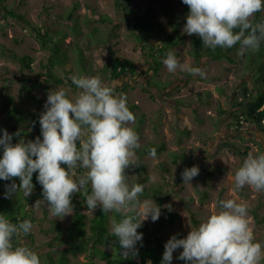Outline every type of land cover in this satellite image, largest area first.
<instances>
[{"label":"rangeland","instance_id":"rangeland-1","mask_svg":"<svg viewBox=\"0 0 264 264\" xmlns=\"http://www.w3.org/2000/svg\"><path fill=\"white\" fill-rule=\"evenodd\" d=\"M133 6L146 7L152 5L159 14L165 28L163 34H170L172 29L169 25L170 15L164 8L170 6L171 10L182 15L188 6L182 0H130ZM76 3L80 7L75 16L80 17L82 33L77 34L65 26L60 21L61 15H66ZM9 5L20 13H23L29 20L39 27L47 28L51 31L64 29L68 32V37L64 45L68 48L69 63L72 70L69 74L83 76H97L102 81L109 84L115 94H122V89L127 86L125 95L127 97L128 108L137 105L133 111L137 114H145V122L140 125L135 119L130 126L141 129L139 136L140 147L151 144L166 143L167 150L160 155H146L141 157L136 150V160L138 166L141 163L147 165V175L150 184L160 189L159 195L163 198L162 208L176 213L174 221L165 215L163 209L154 198L144 199L136 208L142 223H149L151 228L161 224L160 233L165 238H170L178 233L186 237L192 227H197L210 213L219 210L218 201L233 199L238 203H244L248 208V223L252 229L255 239L264 245V191L257 192L249 186H245L239 191L234 188V173L242 164L243 157L238 153V148L249 147L254 154L264 153V135L254 125L244 128L231 126L232 116L229 111L232 109V102L238 98V94L245 82H250V75L242 65L229 63L226 60H215L203 58L199 63L190 54L192 50V36L185 34V44L180 45L177 51L180 53L181 63L192 67H199L205 75H191L187 71L168 72L166 67L160 71L155 81L160 82V87L150 83V75L145 71L148 67H139L136 76L124 75L118 79H110L112 51L105 46L89 49V33L95 28L102 30L107 36V26L99 23L91 17V10L100 14H107L113 19L121 20L122 24L117 30V36L112 40L113 48L117 55L129 59H140V54L136 50V41L132 35L126 16L119 12L115 6V0H9ZM186 23V21H185ZM184 23V24H185ZM184 27V25H183ZM182 27V30H183ZM5 45L17 51L20 55L29 54L33 57V69L35 73L45 71L44 65L48 62L50 52L44 49L39 41L34 37L29 27L21 22L0 16V46ZM81 47L85 51L88 65L83 71V65L78 62L77 48ZM65 67H59V76L65 75ZM24 73V74H23ZM29 75V71H22L19 64L0 55V108L4 101V85L11 81L10 94L14 98V105H21L27 111H44V105L33 103L30 99L20 95L22 82ZM46 86L35 87L33 93L45 102L49 90L56 88ZM71 89L70 95L79 90L70 85H59ZM165 88V89H163ZM150 91L158 100L151 98ZM227 110L226 114L220 110ZM6 112L0 111V123H8ZM180 125L186 126L191 134L181 136ZM174 152H186L193 161V165L199 169V174L191 179L189 183H179L176 175L179 170L173 162ZM209 173H214L210 176ZM78 175L77 173H73ZM138 178V171L133 169L128 179L129 185H133ZM33 202L29 208L33 211L31 219V232L20 238L19 244L30 247L38 252L41 264H45V254L53 252L52 257L57 260L62 249L50 250L49 242L54 241L57 231L53 229V222H58L64 230L70 226L74 220L75 210L72 215L63 218H54L47 209V202L39 200ZM156 205L160 208L159 219L152 221L149 215L145 218V213L149 208ZM99 208V207H98ZM97 208V209H98ZM96 209V210H97ZM95 210V211H96ZM253 210H256L263 219L258 223ZM83 212L93 216L87 208ZM144 219V220H143ZM57 224V225H59ZM111 250V248H107ZM181 248L177 252H181ZM70 264L79 262L83 264L92 259L91 253L80 254L78 257L69 253ZM97 264H109L107 260L94 258ZM264 264V261H262Z\"/></svg>","mask_w":264,"mask_h":264},{"label":"clouds","instance_id":"clouds-1","mask_svg":"<svg viewBox=\"0 0 264 264\" xmlns=\"http://www.w3.org/2000/svg\"><path fill=\"white\" fill-rule=\"evenodd\" d=\"M188 6L183 32L197 35L206 48H232L239 44V54L257 52L264 41V19L253 23L256 13L264 12V0H182ZM238 29V31H236ZM168 72L187 71L203 77L199 67L181 63L174 51L162 60ZM72 83L79 91L56 86L49 90L44 111L39 118L41 136L13 143L6 130L0 136V179L15 182L6 186L5 198L23 190L29 196L34 188L33 174L42 186L43 202L54 218L72 215V196L82 193L87 210L94 213L121 215L111 223V234L118 240L122 254H137L136 244L143 234L137 230L135 209L143 194V185H129L126 169L138 166L136 150L139 135L130 125L134 114L127 106V97L115 94L114 89L97 76L74 74ZM156 149L150 150L155 156ZM65 165L66 167H62ZM82 168V175L72 170ZM199 174L197 166L185 168L183 183ZM90 185V191L89 186ZM245 186L264 191V153L249 152L234 173L236 191ZM39 203V200L36 202ZM219 210L210 213L184 238L172 236L164 245L161 264H171L173 252L182 248L178 259L186 264H262L264 245L256 241L248 223V208L233 199L219 200ZM153 222L159 219L156 205L144 214ZM143 219V220H144ZM30 220L13 223L0 214V264H41L38 252L23 244H14V237L28 235Z\"/></svg>","mask_w":264,"mask_h":264},{"label":"trees","instance_id":"trees-1","mask_svg":"<svg viewBox=\"0 0 264 264\" xmlns=\"http://www.w3.org/2000/svg\"><path fill=\"white\" fill-rule=\"evenodd\" d=\"M116 9L126 16V21L131 28L132 35L136 41V50L140 54V59H129L117 55V51L113 48L112 40L117 36V30L120 28L122 21L113 19L107 14H100L91 10V17L99 23L107 26V36L103 35V31L95 28L89 33L90 41L88 48L93 49L99 46H105L112 51V62L109 69L110 79H118L124 75L136 76L139 67H148L145 73L150 75V83L160 87V82L155 81L164 65L162 63L168 51H174L177 58L180 60V53L177 48L180 45L185 44V34L182 27L186 21V15L189 9L185 10L182 15L171 10L170 6L165 5L166 12L170 15L169 25L172 29L170 34L164 33V26L159 18V14L155 11L152 5L142 7L133 6L130 0H115ZM80 7L79 3L68 12L66 15L60 16V21L67 26L70 31L81 34L82 25L80 23V17L75 16V12ZM0 16H4L5 19L13 18L25 26L29 27L34 37L39 41L40 45L50 52L48 62L44 65L45 71L42 73H35L33 69L34 59L31 55H20L17 51L6 47L0 46V55L4 56L16 64H19L22 71H29V75L21 84L20 95L30 99L33 103L39 105H45V101L39 96L33 93L35 87L43 88L46 86L55 85H70L72 88H76L72 83L69 76L72 70V64L69 63L68 48L65 47L64 41L68 37V32L64 29L58 31H51L44 27H39L33 24L29 18L23 13L18 12L9 5V0H0ZM264 19V12H258L253 18V23L259 22ZM238 31V29L236 30ZM192 57L199 63L203 58H212L215 60H226L229 63L240 64L246 71V75H250V81L253 83V88H250L249 83L245 82L238 94V98L232 102V109L229 114L232 116L231 126L244 128L248 125L256 126L264 135V41L261 42L260 48L257 52L247 51L243 55L239 54V44L232 48L216 49L206 48L202 45V40L197 36H192V50L190 52ZM78 62L83 65V71L88 65V59L85 56L83 48H77ZM64 66L65 75L59 76L57 69ZM24 74V73H23ZM3 88L4 101L1 112H6L8 123L2 125L0 123V136L3 135V131L6 130L9 134H15L19 132V135H13L12 142L16 143L20 139L25 142L28 140H35L41 136V127L39 124L40 111H27L21 105H14V98L10 94L11 81L8 79ZM127 86L122 89V94L126 93ZM165 89V88H163ZM151 98L158 100L150 91H148ZM138 108L137 105L129 107L130 111L134 114L135 119L138 120L140 125L145 122V114H137L133 110ZM221 115L226 114L227 110L221 109ZM136 132L140 136L141 129H137ZM181 136H189L191 131L183 125H180ZM156 149L155 155H160L163 151L167 150L166 143L151 144L149 146L140 147L137 149L141 157L150 155L151 149ZM250 148H238V153L245 158L249 153ZM2 148H0V158H2ZM173 162L178 167V174L176 175L177 181L182 183L181 173L185 168H191L193 165L192 158L186 154V152H174ZM62 167H66L62 165ZM136 169L138 171V178H136L134 184L143 185V194L140 195V204L144 199L154 198L159 204L160 208L163 205V198L159 195L160 189L156 188L150 182V178L147 174V165L143 162L139 167L131 166L126 169V175L128 179L131 176V171ZM73 173L78 175L84 174L85 170L77 168L72 170ZM38 173L33 174L32 183L34 185L33 191L29 196L24 194V191L18 190L17 193H13L11 198H5V192L8 185L15 182L19 185V178H13V180L0 179V214L7 215L13 222L17 223L23 220L33 219V211L29 206L38 200H43L42 186L37 182L36 176ZM213 176L214 173H209ZM89 191H90V185ZM139 204V205H140ZM72 205L75 210L74 220L70 226L66 229H62L58 222H53V229L57 231V236L54 241L49 242L50 250H57L61 248L57 260L52 257L51 251L45 254V264H70L69 253L75 257L80 254L91 253L92 259L83 264H97L94 258H100L107 260L109 264H161L163 253L165 251L164 245L170 238H165L161 235V224L155 225V228H151L149 223L143 224L137 230L143 234L141 241L136 244L137 254L133 255L129 253L127 257L123 255L122 249L119 246L118 240L111 234V223L113 219L119 221L121 215L115 212L103 213L98 208L93 216L83 212V209L87 208L84 201V196L81 193H75L72 196ZM165 215L170 218V221H174L177 217L176 213L163 209ZM255 218L258 223H261L263 219L260 217L256 210H253ZM135 214L140 219L138 211L135 209ZM59 224V225H57ZM23 234H21L22 236ZM19 236V237H21ZM174 236V235H173ZM175 236L177 238H184V234L178 233ZM19 237H14L17 240ZM111 248V250H107ZM181 249V248H180ZM177 249L173 252V259L171 264H186L185 261L178 259L180 250ZM75 264H80L76 262Z\"/></svg>","mask_w":264,"mask_h":264},{"label":"flooded vegetation","instance_id":"flooded-vegetation-1","mask_svg":"<svg viewBox=\"0 0 264 264\" xmlns=\"http://www.w3.org/2000/svg\"><path fill=\"white\" fill-rule=\"evenodd\" d=\"M21 237L23 238L24 235H22ZM21 237H19L17 240L14 239V244H18V242H20V238H21Z\"/></svg>","mask_w":264,"mask_h":264}]
</instances>
